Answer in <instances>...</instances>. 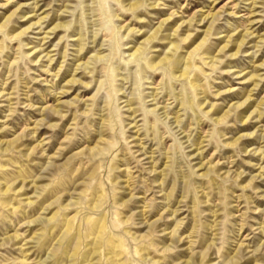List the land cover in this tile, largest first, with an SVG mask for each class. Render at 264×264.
Segmentation results:
<instances>
[{
	"label": "rangeland",
	"instance_id": "rangeland-1",
	"mask_svg": "<svg viewBox=\"0 0 264 264\" xmlns=\"http://www.w3.org/2000/svg\"><path fill=\"white\" fill-rule=\"evenodd\" d=\"M3 21L0 142L28 135L0 152V243L19 233L0 264H174L210 242L209 260L242 244L250 264L264 251V0H0ZM49 164L61 171L31 198ZM55 198L52 222L25 223ZM160 215L140 239V219Z\"/></svg>",
	"mask_w": 264,
	"mask_h": 264
},
{
	"label": "bare ground",
	"instance_id": "bare-ground-1",
	"mask_svg": "<svg viewBox=\"0 0 264 264\" xmlns=\"http://www.w3.org/2000/svg\"><path fill=\"white\" fill-rule=\"evenodd\" d=\"M12 12L13 11H11V14L10 15H8L7 17H6V19L8 20V18L12 15ZM14 13V12H13ZM216 16H218V14L217 13H215V16L214 17H216ZM194 18H196V16H192V18L189 20V23H190V25L192 24V22H194L195 20H194ZM5 19V20H6ZM203 20H204V18L203 19H198L197 20V23H200L201 21L203 22ZM164 21H166V20H164ZM7 22L8 21H3L1 24H0V28H2V27H5V25L7 24ZM211 23H213V19L210 21ZM194 23H196V21L194 22ZM211 23H210V26L207 28V30H206V32H204V36H203V38H202V40L201 41H204L205 40V37L207 36V34H208V32H209V30H210V28H211ZM179 26H177V28L175 29V31L177 32L178 31V28L180 27V24H178ZM182 25V24H181ZM161 27V26H160ZM159 27V28H160ZM25 29H27V27L25 28ZM53 30L55 29V27L54 28H52ZM189 33V32H188ZM186 34V37H185V39H187L189 36H190V34ZM183 38V37H182ZM230 39V38H229ZM228 43H229V41H228ZM228 43H226V44H224L222 47H220V49L219 50H222V49H224V48H226L227 46H228ZM243 44H244V39H242L240 42H239V44H238V46H237V48H236V51H234L233 52V54L232 55H237L238 54V52L240 51V48L243 46ZM244 103V101L241 103V104H239V106H241L242 104ZM29 106V105H28ZM237 107V106H236ZM60 108V107H59ZM51 110V112H52V114L53 115H60L61 117H63V115L61 114V112H60V110L59 109H55V107L54 108H51L50 109ZM14 112V111H13ZM227 112V110L225 111V113ZM224 113V114H225ZM221 117H223L222 115H221ZM219 120L221 119V118H218ZM44 120V119H43ZM43 120H41V123L40 124H38V125H41V126H43V125H46V123H43ZM218 120V121H219ZM56 126V124H48V127L49 128H53V127H55ZM36 127H38V126H36ZM24 129V128H23ZM37 130V129H36ZM35 132H37V131H35ZM20 134H17L16 136H12L13 138L12 139H10L9 141H6V142H4V143H2V142H0V152H3V151H7V150H9V148L11 147V145L13 146H16V145H19V143H21V141H22V138L24 137H26L28 134H25V133H23V130H22V132H19ZM241 137V136H240ZM240 137H237L233 142H236V141H238V139L240 138ZM42 142V141H41ZM98 147V145H95L93 148H87V151H88V154H90V152L89 151H93V149H95V148H97ZM85 148V147H84ZM32 149V148H31ZM81 150V149H80ZM38 151V150H37ZM79 152V151H78ZM33 153H34V150H30L29 152H27V153H25L24 155L27 157V158H29V157H31L32 155H33ZM77 153V152H76ZM214 165H217V164H214ZM61 165L60 166H58V165H51V164H49V165H47V166H45L44 167V169H43V172H41V174L39 175V176H37V178H36V182H40V183H37L36 184V182H34L33 184H32V186H31V190H32V196H31V198H39L40 197V195L48 188V186H49V184H47V183H45V181H48V180H50V178H53V177H55V175L56 174H58L60 171H61ZM203 168H205V166L203 167ZM211 168H214L213 166H208V168L206 169V171H208V170H210ZM152 171H154V170H151L150 172H152ZM229 172H227V174H228ZM234 175H237V177H240L241 176V173H239V174H234ZM259 176V175H258ZM258 176H253V177H251L250 178V181L252 182L255 178H257ZM236 177V178H237ZM4 186H6V184L4 185ZM26 185H24V181H21V186L19 187V189H18V191L19 190H22L24 187H25ZM127 185H125L124 186V188H126L127 189ZM11 190V188L8 186V187H6L5 188V190H3V193L4 194H7L9 191ZM76 190L77 189H75L74 191H72V192H70V193H65V194H61V196H58L57 198H60V197H66L65 198V205L63 206V210H67V209H69V207L72 205V204H75L76 202V200L77 199H79V197L77 198L76 197V195L77 194H79V193H77L76 192ZM17 191V190H16ZM57 198H55V199H53L51 202H49V203H47V204H45V206L43 207V209H42V211H41V213L39 214V215H37L36 217H34V218H32V219H30V220H28V221H25V223L27 224V225H30V224H34V223H37V222H45V221H47V222H52L53 221V218H54V215H55V213H53L51 216H49V217H47L46 216V213L48 212V210L50 209V207L53 205V203H54V201H56V199ZM132 198H134L133 196H132V194L130 195V198H129V201H132ZM35 203V201L34 200H28L27 201V205L28 206H31V205H33ZM125 203H127V202H122L121 204H120V206H123V205H125ZM49 213V212H48ZM136 216H141V215H143V214H139V213H137V214H135ZM164 217L162 216V215H160L158 218H156L155 220H153L152 222H150V223H147L146 224V221H144V219L142 218V219H140V224L141 223H144V226H143V228H146V231L144 232V233H142V234H140L138 237L140 238V239H146V238H148V237H150V235H151V231L155 228V225L159 222V221H161L162 219H163ZM128 221H129V219H128ZM69 227V223H68V226L66 227V231H68V228ZM157 227V226H156ZM65 231V232H66ZM175 233H176V230H173V232L171 233V235L170 236H173L174 237V239L172 238L171 239V243L169 244V245H164V246H161L158 250H160V252L161 253H167V252H169V251H171L172 249H171V247L173 248V249H175V245L176 244H178L180 241H181V239H179L178 237H177V235L175 236ZM63 236V235H62ZM19 237V233H15V234H12V235H9V236H7V237H5L4 239H2L3 241L0 243V246L1 245H4L6 242H9V241H13V240H16L17 238ZM61 240V239H60ZM173 244H174V246H173ZM212 246H213V242H210V243H208L207 244V246L205 247V249L203 250V251H201V252H195V253H192L186 260H184V261H181V262H176V263H174V264H205V262L206 261H212V260H209L210 258V256H211V254H212V252H211V249H213L212 248ZM264 248V247H263ZM245 249L246 248H243V245L242 244H239L238 245V247H237V249L235 250V252L233 253V255L231 256V257H229V259L227 260V261H225V262H216V261H212V263L211 264H241V263H246V261L247 260H245V255H247L249 252H245ZM255 251H258L257 249H255ZM250 252H252V251H250ZM48 256V257H47ZM46 256V258L44 259V260H42V261H40V264H42L44 261H46V259L47 258H49V255H47ZM244 259V260H243ZM261 259H264V251L263 250H261V251H259V252H256V253H254V254H252L251 255V257H250V264H263V263H261L262 261H261ZM243 261V262H242ZM39 263V262H38Z\"/></svg>",
	"mask_w": 264,
	"mask_h": 264
}]
</instances>
